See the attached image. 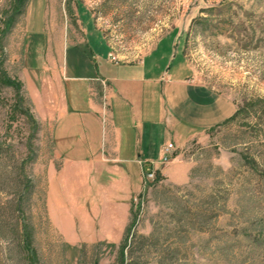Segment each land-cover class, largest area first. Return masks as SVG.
Wrapping results in <instances>:
<instances>
[{"label": "rangeland", "instance_id": "1", "mask_svg": "<svg viewBox=\"0 0 264 264\" xmlns=\"http://www.w3.org/2000/svg\"><path fill=\"white\" fill-rule=\"evenodd\" d=\"M20 1L0 0V225L18 233L0 235V264H25L23 221L39 264H114L127 229L153 233L149 245L168 249L171 264H264V0H27L22 11ZM164 39L174 43L170 59L140 63ZM144 62L154 63L150 76ZM102 79H133L139 96L135 108L103 96L105 126L127 105L138 131L151 133L149 162L167 144L177 149L176 162L155 166L159 181L142 183L138 165L110 167L103 148L69 151L60 127L52 137L44 117L60 111L47 108L50 86L89 119L86 88L101 98ZM78 159L89 189L140 190L119 243L84 240L69 215L56 214L57 227L48 216V168L75 175ZM158 259L153 249L146 257Z\"/></svg>", "mask_w": 264, "mask_h": 264}, {"label": "crops", "instance_id": "2", "mask_svg": "<svg viewBox=\"0 0 264 264\" xmlns=\"http://www.w3.org/2000/svg\"><path fill=\"white\" fill-rule=\"evenodd\" d=\"M172 49H174V43L169 45L168 40L164 39L161 44H158L148 53L140 63L147 59L154 62L155 60L157 61V58H162L163 61L170 59V53L173 52ZM145 62L144 65L141 66L142 72L150 76L153 69H155L154 63L152 62L150 65L145 66ZM90 80L93 81V79ZM151 82L152 81L149 80V83ZM99 86L101 87V98H99L98 91L92 84H88L86 88L89 97V107L92 112L89 119H85L81 113L77 111L69 113L66 99H64L65 94L62 93L63 91H58L54 84L50 86L51 88L45 93L52 103H50L47 108H53L55 111L59 109L60 111L57 115L48 113L45 114L44 117L47 121H53L52 137L53 133L55 135L57 134V130L55 131V129L60 127L63 132L62 136H65L64 143L66 144V149H69V151L81 152L85 149V146L89 144L95 151L99 149L102 150L103 148L104 151L108 152L109 156H101V161L110 165V167L117 169L121 165L128 167L138 165L141 170L143 165H147L150 163L149 161H152L148 160V154L151 152L147 151V149L150 151L153 149L150 131L147 130V133H145L144 130H140L139 122H137V120L135 121L134 116H132L134 122L132 121L131 117H129L125 111L127 110V105H120V108L117 109L115 114L110 111L111 118L109 124H106V126L103 121L96 116L99 104L101 103L103 105L102 101L105 95L106 98L108 96L112 99L117 97L120 101L130 99L129 104L131 108L137 107L139 97L137 94L138 82L133 79L130 81L115 79L114 83H111L110 81L102 79L99 82ZM59 92L62 93L60 102H58ZM84 123H87L88 127L86 124L84 125ZM133 127L136 131L131 130ZM75 128L82 129L78 130L77 139H75L76 135L72 133ZM85 128L92 129L89 131V135L84 133L83 129ZM138 128H140V131H138ZM142 135L146 138L144 142L142 140ZM142 147L143 156L138 154V152H141ZM163 149L164 147H161L158 151L159 160L162 156ZM81 163V160L78 159L75 167L80 170L77 171V173L75 172V175L73 174L71 176H61V168L57 171L54 167L48 168L46 197L48 216L53 224L56 225L54 218L56 214L60 213L64 216L69 215L73 227L77 226L80 231L85 233V235L87 234L84 240H103L106 243H119L128 225L130 201L140 190L134 188L130 183H127L126 188H124L121 193L106 192L105 189L95 184L93 190H91L85 185L86 181L83 178L84 174L81 172ZM54 171L57 174V178L55 181H51L53 178L51 175H54ZM50 189H52V193H50ZM71 216H76V219L73 220Z\"/></svg>", "mask_w": 264, "mask_h": 264}, {"label": "trees", "instance_id": "3", "mask_svg": "<svg viewBox=\"0 0 264 264\" xmlns=\"http://www.w3.org/2000/svg\"><path fill=\"white\" fill-rule=\"evenodd\" d=\"M26 2L27 0L20 1V11L24 9ZM11 84H14L16 88L19 87V85L15 82H12ZM234 118L235 116L230 117L228 120L225 121V123L232 121ZM160 176L161 175L157 171L156 182L161 179ZM20 187V192H22V194L28 195L32 190L29 185H22V182L20 183ZM22 202V197H20V200L17 201L18 211H20L21 209ZM20 214L22 215V213ZM19 228V249L20 252L24 254L25 264H39L36 251L33 248V230L29 227L27 223H25V221L20 223ZM128 230L129 229H127V231L125 232V236L118 246L117 257L114 264H148V261H146V257L152 249L158 253L159 259L157 264H171V260H168V249H161L160 251H158L154 244L152 246L149 245V243H151V239L154 236L153 233L149 236H130ZM14 232L15 231H10V236L18 234H15ZM0 235L4 238L10 237L9 235L4 234L2 225H0ZM129 236L130 239L128 238ZM94 264H97V261H95Z\"/></svg>", "mask_w": 264, "mask_h": 264}, {"label": "built area", "instance_id": "4", "mask_svg": "<svg viewBox=\"0 0 264 264\" xmlns=\"http://www.w3.org/2000/svg\"><path fill=\"white\" fill-rule=\"evenodd\" d=\"M108 57L110 58V55H108ZM111 60H114L113 58ZM177 151L172 144H168L164 149H163V153L162 156L160 158V160L156 163L154 162H150L147 165H143L141 170H142V176H143V183H153L156 181V174L157 171L155 169V166L160 164V165H165V164H169V163H173L176 162L177 157H174V152ZM140 164L142 165V163L140 162Z\"/></svg>", "mask_w": 264, "mask_h": 264}]
</instances>
